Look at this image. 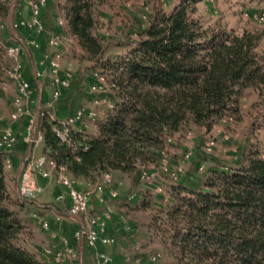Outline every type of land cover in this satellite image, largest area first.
I'll use <instances>...</instances> for the list:
<instances>
[{"label":"trees","instance_id":"1","mask_svg":"<svg viewBox=\"0 0 264 264\" xmlns=\"http://www.w3.org/2000/svg\"><path fill=\"white\" fill-rule=\"evenodd\" d=\"M202 1L179 0L170 12H158L125 57L103 64L112 81L101 76L116 103L107 107L96 134L72 130L77 150L56 134L58 121L42 118L44 149L58 166L86 183L110 171L115 178L131 175L139 164L160 162L165 137L172 143L193 127L237 117L247 91L264 93V55L258 53L264 32L206 27L195 17ZM98 5L63 4L69 35L94 58L103 52L94 36ZM9 13L0 0V19ZM5 53L0 43V78ZM8 156L0 150V264H47L22 245L20 211L30 201L9 189ZM203 183L199 190L174 187L171 206L158 212L151 228L167 253L177 264H264V159L252 154L237 168L214 170Z\"/></svg>","mask_w":264,"mask_h":264},{"label":"rangeland","instance_id":"2","mask_svg":"<svg viewBox=\"0 0 264 264\" xmlns=\"http://www.w3.org/2000/svg\"><path fill=\"white\" fill-rule=\"evenodd\" d=\"M5 1L9 5L10 13L6 19H0V26L4 28H1L0 36L8 32L7 43L3 44V38L0 43L5 49L10 46H20L22 52L18 61L5 53V74L0 78V130L11 128L10 124L13 122L10 120V114L17 96V82L9 73L19 64H21L20 73L30 81L33 88L32 98L26 104V118H33V124L45 116L56 121L66 120L78 110L85 108L97 112L98 118L96 122L86 120L81 127L92 128L94 125L97 127V123L108 112V108L104 104H96L95 101L106 100L111 104L116 103L115 93L111 90L105 75L104 78L101 77L102 71L112 81L111 73L103 64L108 59L117 61L125 57L136 45L139 32L150 24L155 15L160 11L170 12L179 0H98L99 5L96 8L98 25L94 36L102 42L103 52L97 58L88 54L77 39L69 35L63 11L65 0H46L45 6L42 7L41 21L44 30L41 34H37L43 37L44 41L45 37H48L47 45L43 47L36 41L38 47L31 44L33 40L28 38L31 34L25 29L14 27L15 24L30 19V3L36 0ZM195 17L200 18L206 27H220L228 32L236 31L239 34L246 30L264 32V0H203L198 5ZM60 21L63 22L61 26ZM11 28L21 41L12 36ZM52 36L61 38L59 47L49 46V39ZM27 50L29 54H33L35 50L42 52V59L40 58L35 66L36 70L28 61ZM258 53L264 55V33ZM57 54H61L60 76L69 78L70 85L68 88H59L61 95L54 100L53 94L58 87L54 84L55 76L51 74L49 61ZM38 73L42 74L40 79L37 78ZM39 80H41L40 85ZM94 87L97 90H94ZM44 93L46 99L40 100V96L42 97ZM20 120H18L20 121L18 131L21 135L16 137L18 144L16 142L13 152H25L21 157L26 159L27 164L31 157L43 153V150L41 147L32 150L28 157L26 154L28 145L24 143L27 119ZM167 138L165 137L166 142L159 163L139 164L131 175L116 177L115 187L120 193V200L127 198L129 201L118 205L121 207L119 212L127 215L129 221L137 226L136 231L133 232L135 237L133 243L125 246L120 241L126 255L132 257V261L128 264H137L136 259H141L142 264H149V258L157 254L160 255V260L156 264H177L151 228L158 212L162 209L167 210L171 206L174 187L184 186L199 190L203 187L204 180L214 170L221 172L237 168L252 154L264 159V93L261 95L252 90L247 91L241 101V112L237 117H226L212 127H193L174 135L172 143H168ZM179 169L181 172H178ZM144 173L150 178H143ZM34 178L41 184V179L36 176ZM13 181H16V177ZM45 184L47 185L45 193L35 201L45 208L26 202L20 211L24 224L28 225L24 230L22 245L33 254L34 251L26 244L27 239L39 246L52 244L50 234L39 226L33 215H48L50 210L53 211L49 206L65 211L67 205L66 198L62 203H57L55 193L59 188L55 182ZM13 196L21 199L15 194ZM131 196L134 198L129 200ZM108 206L117 213L115 203L108 202ZM50 219L54 220V216L49 215L48 219L51 230L55 227H51ZM40 257L38 256L41 260Z\"/></svg>","mask_w":264,"mask_h":264},{"label":"built area","instance_id":"3","mask_svg":"<svg viewBox=\"0 0 264 264\" xmlns=\"http://www.w3.org/2000/svg\"><path fill=\"white\" fill-rule=\"evenodd\" d=\"M45 4L46 0H36L31 2L30 19L27 21H21L18 24H15L14 27L28 29L41 34L44 30L41 21V10ZM59 23L60 26L63 25L62 21ZM31 44L38 47V44H36L35 41H32ZM48 44L50 47L57 48L61 44V38L59 36H52L50 37ZM21 52L22 48L20 46H10L6 49L8 57L13 58L15 61H18ZM60 60L61 54H57L56 57L51 58L49 61L51 74L55 76L54 84L58 87L53 94L54 100H57L61 95L59 88H68L70 85L69 78L60 76ZM19 69H21V64L9 73L17 82V96L13 101V108L10 114V120L13 122L27 116L26 104L32 98L33 94L32 84L23 77ZM41 77L42 74L38 73L37 78L40 79ZM93 89L97 90L96 87ZM95 103L98 105L104 104L108 108L114 107L113 104L106 100L103 102L95 101ZM97 118V112L82 108L75 112L71 118L58 121L60 127H56L55 132L63 143L74 146L75 150H77L79 146L74 142L72 130H77L78 132L83 133L84 130L81 125L86 120L96 122ZM37 125V123L33 124V121H31L24 141L33 150L43 147V153L31 157L22 170L17 188L19 197L30 202L36 201L46 191V186L43 182H55L58 188H61L64 192L56 198V201L62 203L65 200V197L68 196L70 198L68 206L69 216L74 220L83 219L85 221L86 225L75 233V239L78 241L85 240L91 248L97 251L99 264H115V257L102 248L116 243V238L106 234L108 223L114 219L116 213L111 207H106V209L100 211V213H93L90 207L91 199L94 195H98L99 205L103 206H107L108 202L117 201L121 198L119 191L115 187L116 178L114 173L111 171L102 173L94 183H86L82 180L75 179L69 173L67 167L58 166L56 161L49 156V151L44 149V135L41 127ZM16 142V135L11 128L0 130V150L10 153L14 149ZM167 142H171V139L167 138ZM81 148L87 150V147L85 146L81 145ZM5 168L7 171L13 168V162L9 157L5 160ZM178 172H181V169H179ZM35 176L39 178V180L41 179V184L35 180ZM143 178L150 177L144 173ZM133 198L134 197L131 196L129 200H132ZM117 218L124 224L125 229L128 232L133 231V226L126 216L119 214ZM38 222L43 230L50 231V226L47 220L39 218ZM60 243L63 246L60 251H56L51 247L45 248L44 255L47 264H68L67 258L77 257L68 238L61 237ZM125 260L129 263L132 261V257L126 255ZM159 260L160 255L157 254L152 255L148 261L149 264H156ZM135 261L137 264H142L141 259H136Z\"/></svg>","mask_w":264,"mask_h":264},{"label":"crops","instance_id":"4","mask_svg":"<svg viewBox=\"0 0 264 264\" xmlns=\"http://www.w3.org/2000/svg\"><path fill=\"white\" fill-rule=\"evenodd\" d=\"M2 28H3V26H2ZM11 29H12L11 30L12 36L15 39H18V35L16 34V32L13 30V28H11ZM25 31L28 32V34H31V36L28 37L30 40L36 41L37 43L41 44L42 47L44 45H47V40H48L47 38L48 37L47 38L45 37V41H44V38L40 37V35H38L34 31H30L28 29H25ZM6 33H8V32L2 33L3 44L7 43ZM9 36H10V34H9ZM73 38H75V37H73ZM18 40L21 41V39H18ZM27 52L29 54L28 50H27ZM41 57H42V52L40 50L39 51L35 50V51H33V54H29L28 61L30 62L31 66L34 68V70H36L35 66L38 64ZM26 59H27V57H26ZM40 81L41 80L38 81L39 85H40ZM46 97L47 96L44 93V95L42 97L40 96L39 99L40 100L46 99ZM24 118H25V120L27 119V122H25V128H24L25 129L24 134L26 135L27 130H28L33 118L32 119L26 118V116ZM58 119H62V118H58ZM20 121L12 122L10 124V127L14 131L17 138L21 135V133H19V131H18V125L20 124ZM36 122L39 124V126H41L42 118L41 119L39 118L38 121H36ZM82 128L84 130L83 133H85V134L94 135L97 133V127L95 125L92 126V128H86L85 126H83ZM24 143H25V141H24ZM24 143H23V145H24ZM17 144H18V142H17ZM26 146H27V144H26ZM22 148H23V146H22ZM41 148L43 150V147H41ZM32 150L33 149L28 146V150L26 153L28 155V157L30 156ZM23 153L25 154V152H23ZM23 153L22 152H20V153L19 152H13V150H12L9 153L8 157L11 158V160L13 162V168L11 170H8V171L6 170L7 182H8L9 189L12 192V194H15L17 197L19 196L18 190H17L19 178H20V175L22 173V170L25 167L24 164H26V159H23L21 157L23 155ZM15 174H16V176H15ZM14 177H16V181H13ZM13 184H14V186H13ZM44 184H45V182H44ZM45 186L47 187L46 184H45ZM62 193H64L63 190L61 188H59L58 190H56L55 197L57 198ZM65 198H66V203H67L65 211H59L56 208H54L53 206H49V208H52L53 211L48 210L49 211L48 215H45V216H39L36 214L33 215L34 219L37 221L38 224H39V222H38L39 218H44L45 220L48 221L49 215L54 216V220L50 219L51 227H55V228H53L54 230L52 228L50 231L44 230L45 232L50 234L49 236L51 237L52 244L39 246L38 244H34L33 241H30L28 239L26 240V244L30 247V249H32L34 251V254L36 256L37 255L41 256L40 257L41 260L45 262L46 261V257L44 255L45 248L51 247L56 251H60L63 247L60 243V238L66 237L70 240L71 247L74 249L75 253L77 254V257H75V258H71V257L67 258L68 264H99L98 259H97V251L95 249L91 248L88 245V243L85 242V240L78 241L75 239V237H74L75 233L77 231H79L82 227H84L86 224H85V221L83 219L74 220L69 216L68 206L70 203V198L68 196H66ZM98 198H99L98 195H94L91 199V206L90 207H91V211L93 213H97V212L100 213L99 209H101L103 211L104 209H106V207H110V206H108V204H107V206L99 205V202H98L99 199ZM119 200L112 201V203H115V205L117 207L116 208L117 213H116V216L114 217V219L108 223L107 231H106V234L108 236L116 238V243L112 244V245L104 246L102 249L107 251L108 253L112 254L115 257V264H128V262L125 260L126 252L121 245L125 244V246H126L128 243H133L135 241V237L133 235V232H135V231L133 230L132 232H128L125 229L124 224L121 223L119 221V219L117 218L118 215L121 214V212H119V211H121V207H118V205H122L123 202H129L127 200V198L122 199L120 201ZM30 203H32V202H30ZM57 203L60 204V202H57ZM37 205L40 206L41 208H45L44 206H41L39 204H37ZM43 211H47V210H43ZM52 222H53V224H52ZM66 222H68L70 224L67 225ZM48 223L50 226L49 221H48ZM64 224L66 225L65 227L63 226ZM25 226L27 227L28 225L26 224ZM39 226H41V225L39 224ZM136 234H138V231ZM120 241L122 242V244H120Z\"/></svg>","mask_w":264,"mask_h":264}]
</instances>
